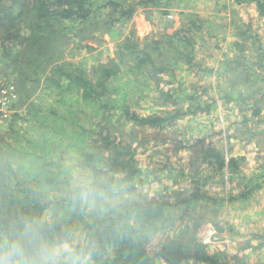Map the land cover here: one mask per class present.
<instances>
[{
  "label": "trees",
  "instance_id": "obj_1",
  "mask_svg": "<svg viewBox=\"0 0 264 264\" xmlns=\"http://www.w3.org/2000/svg\"><path fill=\"white\" fill-rule=\"evenodd\" d=\"M235 1L253 2L264 17V0ZM172 3L173 0H0L2 56L9 59L10 67L20 76V103L27 102L25 110L12 114L10 131L1 137L0 244L23 242L26 230L37 246L38 240L49 246L64 242L72 232L74 218L81 222L78 230L86 240L75 248H82L80 255H89L93 264H183L186 260L231 264L239 258V252L228 258L226 251L212 250L201 241L198 228L205 216L197 209L244 200L254 187L245 186L239 193L215 197L196 181L189 193L178 190L169 198L160 195L145 203L132 201L127 195L144 182L140 178L142 171L136 153L119 140L114 128L116 121L166 128L189 115L212 113L219 100L238 103L244 123L252 118L264 121V73L255 68L257 64L264 70V52L258 46L256 62L252 61L255 54L249 57L245 53L244 42L255 36L248 30L241 31L234 42L241 45V54H224L218 68L203 66L196 59L192 22L158 38L141 40L131 31L115 44V56L91 66L65 58L70 41L78 47L87 37L97 38V33L121 31L140 7L163 8L167 14ZM184 65L196 74L222 76L225 85L219 86L218 96H211L210 85L188 83L180 71ZM127 82L132 85L129 87ZM40 84L44 89L41 94L49 89L56 93L63 110L33 97ZM151 85L149 92L144 91ZM150 93L161 107L158 112L141 114L126 102L139 104ZM89 105L98 120L92 116L90 124L70 121L68 116L82 114ZM195 155L215 174L224 175L228 169L231 177L240 175L237 180L244 183L240 159L234 154L226 155L223 148L208 143ZM73 158L86 170L84 182L74 183L68 172L69 159ZM255 181L256 186L262 185L263 171ZM113 198L127 200L112 204ZM211 222L224 231L219 221ZM159 232L166 234V239L152 251L148 245Z\"/></svg>",
  "mask_w": 264,
  "mask_h": 264
},
{
  "label": "rangeland",
  "instance_id": "obj_2",
  "mask_svg": "<svg viewBox=\"0 0 264 264\" xmlns=\"http://www.w3.org/2000/svg\"><path fill=\"white\" fill-rule=\"evenodd\" d=\"M172 4L167 14L162 12L163 8L140 7L121 31L97 33V38L87 37L78 47H74L73 41H70L65 51V58L82 61L85 65L91 66L97 61L103 62L108 57L115 56V44L131 31H134L141 40L146 37L158 38L166 33H174L178 28L191 22L195 25L196 59L202 62L203 66L218 68L221 59L225 58L224 54H227V57L241 54V45L236 46L234 42L243 30H248L249 34L255 36L244 42L247 46L245 53L249 57L250 54H255L252 56V61L256 62L258 59L257 53L260 50L258 46L264 52V17L259 15L253 2L173 0ZM2 50L0 44V77L2 80L15 84L18 90L20 76L16 75L13 67H10L9 59L2 56ZM255 66L261 73H264V70L261 71L262 68H259L257 64ZM180 71L188 83L212 86V88L209 87L211 96H218L219 86L225 85L224 78L216 73L203 76L202 73L196 74L187 70L185 65L180 67ZM234 75L231 73V78H234ZM129 78L133 77H128L127 80ZM125 82L126 77L122 79V83ZM126 84L130 87L132 82ZM243 84L242 82L238 85ZM150 88L152 85L144 91L149 92ZM42 90L44 89L40 84L33 97L38 101L43 99L44 103L50 102L61 107V103L56 101V93L49 89L44 92L50 95L41 94ZM19 99L20 96L13 106L12 114L26 108L27 102L22 104ZM153 100V94L150 93L145 98L143 96L139 104L132 100L126 102L139 113L148 114L158 112L161 108ZM218 102L212 113L189 115L175 120L166 128L136 124L131 126L130 123L125 125L116 121L115 135L123 144L130 145L136 153L142 171L140 178L144 180L143 183H139L138 189L131 195L128 194L127 197L132 201L138 200L142 203L151 198H159L160 195H167L166 197L169 198L173 197L178 190L189 193L196 181L202 190L215 197H227L230 194L239 193L245 186L254 187L255 190L244 200L226 202L214 208L207 205L206 208L199 206L197 211L205 216V221L198 228V236L201 241L209 244L212 250L226 251L228 258L239 252V258L233 260L231 264H264V181L261 186L255 184L259 172H264V121L259 122L252 118L244 123L238 103H224L220 100ZM63 109L64 106L60 108V110ZM83 110L82 114L74 113L68 116L70 121L75 119L83 124H90L92 116L98 120V116L93 115L90 105ZM12 114L7 117L9 119L0 115V143L1 137L10 131L9 124ZM262 117L264 114L261 115ZM28 127L31 128V126H26ZM248 128L251 130L249 131ZM252 135L253 138H250ZM208 143L223 148L226 155L234 154L240 159L244 183L238 182L237 177L240 175L231 177L228 169L224 175L215 174L211 166L196 157L195 151ZM69 160L71 163L68 165V172L73 182L76 184L84 182L86 170L80 168L75 161L77 159ZM195 172L198 178L194 175ZM125 200L127 199H111L112 204L122 203ZM47 217L46 215L45 218ZM71 220L74 224L71 223L72 232L69 238L64 242L52 244L72 249L79 256L81 264H93L89 255H80L84 251L82 248L78 250L75 248L77 245L86 243V240L78 230L81 227L79 219L71 218ZM211 220L219 221L224 226V231H219ZM165 239L166 234L157 233L148 248L152 251L158 250ZM42 242L43 240H38V244L41 245ZM183 264L207 263L201 260H186Z\"/></svg>",
  "mask_w": 264,
  "mask_h": 264
},
{
  "label": "clouds",
  "instance_id": "obj_3",
  "mask_svg": "<svg viewBox=\"0 0 264 264\" xmlns=\"http://www.w3.org/2000/svg\"><path fill=\"white\" fill-rule=\"evenodd\" d=\"M0 264H81L79 256L63 245L37 246L26 230L23 242L0 244Z\"/></svg>",
  "mask_w": 264,
  "mask_h": 264
},
{
  "label": "built area",
  "instance_id": "obj_4",
  "mask_svg": "<svg viewBox=\"0 0 264 264\" xmlns=\"http://www.w3.org/2000/svg\"><path fill=\"white\" fill-rule=\"evenodd\" d=\"M19 93L17 87L12 82L0 79V115L2 117L11 116L13 106L18 100ZM9 119V118H7Z\"/></svg>",
  "mask_w": 264,
  "mask_h": 264
}]
</instances>
